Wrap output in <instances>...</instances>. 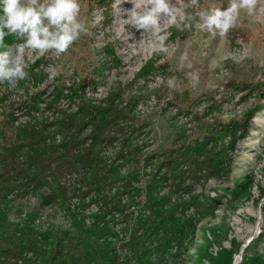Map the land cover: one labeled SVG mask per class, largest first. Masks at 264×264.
Instances as JSON below:
<instances>
[{
  "label": "rangeland",
  "instance_id": "obj_1",
  "mask_svg": "<svg viewBox=\"0 0 264 264\" xmlns=\"http://www.w3.org/2000/svg\"><path fill=\"white\" fill-rule=\"evenodd\" d=\"M121 2L80 0L90 35L59 57L47 53L29 60L30 78L19 83L23 94L0 85V147L15 128L72 114L89 119L84 104L102 108L113 102L122 115L113 117L111 140L99 146L102 159L116 163L120 175L133 171L132 185L143 195L155 185L158 196L178 205L176 217L192 221L178 250L172 244L163 258L146 252L144 264H244L264 256V14L242 12L223 39L165 25L171 49L164 55L154 51L156 37L123 24V10L131 4ZM200 3L226 6L227 0ZM5 42L23 41L7 36ZM150 57L158 69H149ZM170 76L179 90L164 83ZM47 131L56 143L61 140L56 128ZM90 133L86 123L81 147L91 143ZM121 151L133 154L122 160ZM11 177L0 158V264H58L63 257L66 264H136L131 241L145 239L137 226L145 213L130 204L129 195H119L122 212L108 213L93 191L72 187L74 175L65 176V198L53 202L42 200L47 187L19 188L5 181ZM118 188L111 183L104 193ZM80 228L90 235L87 249L72 246L54 258L50 248L78 237Z\"/></svg>",
  "mask_w": 264,
  "mask_h": 264
},
{
  "label": "trees",
  "instance_id": "obj_2",
  "mask_svg": "<svg viewBox=\"0 0 264 264\" xmlns=\"http://www.w3.org/2000/svg\"><path fill=\"white\" fill-rule=\"evenodd\" d=\"M110 11L111 8L108 5L106 11L103 12L106 19L110 18ZM5 46H8V42H5ZM105 51L108 54L113 52L111 48ZM114 60L116 61L115 58ZM155 60L156 58L150 57L146 61L147 64H151L149 68L151 71L160 67L154 64ZM115 63L119 64L117 61ZM112 103L109 102L102 108L90 103L84 104L81 110L83 115L88 116L89 119H74V114H72L47 125L32 124L23 128H15L12 139L0 147V158L5 172H11L12 176L5 181H9L10 184L17 182V186L23 189L25 187L39 190L47 187L49 192L41 196L45 202L65 198L64 180L65 176L70 177V175L75 176L71 181L72 187L93 191V194L99 196L96 202L101 203L108 213L122 212L124 204L121 203L119 195L121 193L129 195L130 204L141 205L145 213L137 220V226L142 228L145 239L140 242L133 238L131 241L136 264H144L146 261L142 259V256L146 252H152L158 258H163L172 244L178 250L186 234L185 226L192 227V221L186 219L185 223V219L176 217L174 213L178 205L171 203L167 196H158L155 185L152 183L147 185L144 190L145 195H143V190L132 185L133 171L120 175L116 163H107L102 159L99 146L111 140L110 127L113 125L116 129L117 119L115 118L122 115ZM86 123L91 126L89 135L91 143L87 147H81L80 131ZM48 127L56 128V131L60 133L61 140L58 143L50 136L51 133L47 131ZM245 133L246 131H243V134ZM118 154V158L127 160L133 152L123 153L121 151ZM111 183H118L120 189L118 188L112 194L104 193V188ZM82 194L87 193L84 191ZM89 242L90 235L80 228L78 237H67L62 247V242L58 241L56 246L50 248V252L55 258L59 253L67 254L72 246L86 250ZM82 256L88 257L86 252H83ZM66 263L64 257L58 262V264ZM111 264H117V261L113 259ZM149 264L152 262L149 261ZM244 264H264V256H254L246 260Z\"/></svg>",
  "mask_w": 264,
  "mask_h": 264
},
{
  "label": "clouds",
  "instance_id": "obj_3",
  "mask_svg": "<svg viewBox=\"0 0 264 264\" xmlns=\"http://www.w3.org/2000/svg\"><path fill=\"white\" fill-rule=\"evenodd\" d=\"M125 2L122 0L121 3ZM131 8L123 10V24L142 35L156 37L154 51L168 55L164 26L184 32L193 28L225 38L237 27L241 13L252 17L264 14L261 0H227L226 6L210 4L202 7L200 0H126ZM195 11L189 12L188 9ZM90 35L81 18L80 0H0V85L23 94L21 81L30 78L26 70L29 60L51 53L65 54L81 36ZM15 36L23 42L5 46V38ZM183 59V58H182ZM169 89L179 90L175 76L164 78Z\"/></svg>",
  "mask_w": 264,
  "mask_h": 264
},
{
  "label": "bare ground",
  "instance_id": "obj_4",
  "mask_svg": "<svg viewBox=\"0 0 264 264\" xmlns=\"http://www.w3.org/2000/svg\"><path fill=\"white\" fill-rule=\"evenodd\" d=\"M108 49V48H107ZM113 50V49H112ZM113 53V52H112ZM114 54V53H113ZM115 57V56H114ZM120 61V60H119ZM118 71V70H117ZM127 81V80H126Z\"/></svg>",
  "mask_w": 264,
  "mask_h": 264
}]
</instances>
